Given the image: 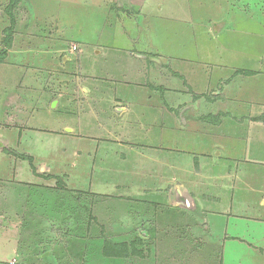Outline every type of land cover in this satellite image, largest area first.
Here are the masks:
<instances>
[{
	"label": "crops",
	"instance_id": "obj_1",
	"mask_svg": "<svg viewBox=\"0 0 264 264\" xmlns=\"http://www.w3.org/2000/svg\"><path fill=\"white\" fill-rule=\"evenodd\" d=\"M43 1L36 0L42 8ZM53 1L39 13L44 30L33 25L20 42V2L14 7L0 62V108L14 111L3 120L0 109V131L9 134L4 143L0 137V154L30 164L32 151L62 157L31 167L38 183L24 185L30 234L42 228L35 223L48 201L74 232L57 245L60 260L45 251L30 263L230 264L229 255L244 253L248 264H264V49L246 44L264 46V0ZM210 25L214 36L232 35L236 49L232 42L199 49ZM183 35L192 40L187 52L173 47ZM74 57L92 78L89 88L65 86ZM17 68L24 89L16 90ZM27 125L45 145L19 155L9 146Z\"/></svg>",
	"mask_w": 264,
	"mask_h": 264
},
{
	"label": "rangeland",
	"instance_id": "obj_2",
	"mask_svg": "<svg viewBox=\"0 0 264 264\" xmlns=\"http://www.w3.org/2000/svg\"><path fill=\"white\" fill-rule=\"evenodd\" d=\"M0 25H4L5 29H7L10 25V17L8 16L9 14V2L10 0H0ZM41 3V1H39ZM54 1L53 0H44L43 1V8L40 7V5L37 4L36 0H22L20 2V6H18L14 12V16L16 19V22L18 21L20 24L18 25L16 29V37L19 39V42L21 39L25 37H29L28 35L32 34L34 31V26L37 27V31H34L35 33H39V30L43 29L44 30V20L43 18L39 15L40 10L42 8V12L45 10H49L50 8L54 9ZM42 4V3H41ZM245 16H252L250 14H246ZM34 25V26H33ZM211 26V25H210ZM209 26V33H210V38L208 41L202 42V38L199 40L198 45L199 49L205 48L209 51L212 50H217L220 46L225 45L224 47L227 46L228 42H232V47L231 50L233 51L236 49V43L233 42V36H214L212 33V26ZM2 29L4 31L5 29ZM160 31V30H159ZM33 32V34H34ZM45 32L50 33L49 36L51 37L52 34H54V30L45 28ZM168 32L163 30V33ZM189 35V33L185 30H180L179 35L184 34ZM228 34H231V31L227 32ZM188 39V41H187ZM178 43L175 49L181 50L179 52H187L185 49L190 47L192 45V40H190L189 37L185 39V36H179L178 38ZM238 43L242 44L244 40L239 39L237 40ZM189 42V45L187 44ZM246 44H249L252 48L256 49H264V46L260 45L257 43L255 40H246ZM166 44V43H162ZM168 44V43H167ZM194 44V43H193ZM196 47V45H194ZM3 48V46H1ZM22 46H17V50L21 51ZM69 48L71 52L74 54V56H77V47L75 46H70ZM152 48V47H150ZM161 48L164 52L167 53H173L175 50L169 45H162ZM247 48V45H246ZM66 53H69L66 50ZM90 59L88 57V60L90 62ZM21 61V60H19ZM75 65H76V70H69L67 69L66 72V77H65V86H72V85H81V86H87L89 88L93 81L91 80L89 76H86V74H80L78 70V65L80 63V59H77L74 57ZM23 62V61H22ZM21 62V64H23ZM17 65V64H16ZM74 67V66H73ZM27 68V66H26ZM26 68L23 67L25 70ZM17 73L15 72V84L18 86L16 90L21 89L23 85L26 86V80H25V75L18 74L19 68ZM29 69V68H28ZM15 71V70H14ZM75 78V79H74ZM56 82L50 81V86L56 85ZM23 88V87H22ZM24 89V88H23ZM26 89V88H25ZM18 91H16L17 93ZM2 101V97H0V102ZM12 107V106H11ZM10 107V108H11ZM1 112L3 111V108H0ZM13 110L7 108V111H3L1 118L6 119V113L8 114H13ZM27 119H24V124L27 123ZM6 131H0V137L1 141L4 143L6 141L4 136L9 137V134L5 133ZM43 136L42 134L36 132L35 130L29 129V125H27V128L21 129V131H18L15 133L14 138L12 139V144L9 146V148L13 151H15L16 154L22 155L23 153L29 155L30 150H40L41 148L43 149L45 143L43 142ZM9 141V139H8ZM7 141V142H8ZM10 142V141H9ZM11 144V143H10ZM2 147H0V150ZM33 162L30 164L28 160H23L20 158H17L15 156L12 157H7L8 155L6 154H0V178L6 179L9 181L14 180V183L19 182L23 183L20 186H16L9 183L5 180H0V230L1 233L0 235L4 238H0V257L6 258L7 262L12 261V263H4L0 262V264H33L31 262V257L33 254H38L40 255V258L44 256L43 253L45 251H51V254H53V258L55 260L59 259V254L58 250L61 249L62 247L59 248L60 246H57L59 243H64V241H68V239L72 238L74 235V232H71V229L68 228L71 225V221L67 220L68 218L65 217L63 220L62 218H58L57 215V207H54L52 204L53 202L48 201L45 206L46 211L44 214H39L37 215L38 222L35 224L39 225L42 228H37L36 231H34V236L30 234L32 232V221H31V216L29 214V209L30 205L29 203V197L32 199L31 194L29 193V186H24L26 184H34L38 183L36 179L32 176V170L31 167L34 166L38 169H40V166L43 165L44 162L50 167L55 161L58 159H61L62 157H56L55 156H50L48 158H43L42 155H40V152L37 151H32L31 152ZM24 186V187H23ZM31 190V188H30ZM14 196V197H13ZM21 201V202H20ZM16 206V208H15ZM44 208V207H43ZM254 208H248L247 212H245L244 216L246 217H251L252 215L250 214V211H252ZM16 210V213L14 216H11L10 213ZM10 213H9V212ZM32 213V212H30ZM32 214H36L33 212ZM249 219V218H246ZM82 225L88 226V222H81ZM236 224L239 225V228L243 227L242 225H249L248 223L240 222ZM32 227V228H31ZM243 230V229H242ZM47 232L51 233L53 235V238H48ZM230 233V232H229ZM30 234V236H29ZM242 235H245L243 233ZM247 236V235H245ZM244 239L251 241L250 238L244 237ZM8 241V244L6 243ZM103 241H107L104 239ZM109 242V241H108ZM13 250L17 253L19 256L16 260L15 256L13 253H10L11 246ZM105 247L107 248V245L105 244ZM40 251V252H39ZM39 258V259H40ZM240 259H242V262L244 264H248L246 262V256L244 253L242 255H237L231 254L227 257V263L229 262L230 264H238ZM60 260V259H59ZM16 261V262H15ZM39 264H46L45 262L42 263V260H39ZM48 264V263H47ZM56 264H66V263H59L57 262ZM70 264V263H69Z\"/></svg>",
	"mask_w": 264,
	"mask_h": 264
},
{
	"label": "trees",
	"instance_id": "obj_3",
	"mask_svg": "<svg viewBox=\"0 0 264 264\" xmlns=\"http://www.w3.org/2000/svg\"><path fill=\"white\" fill-rule=\"evenodd\" d=\"M20 1L21 0H10V2H9V7H8L9 8V11H8L9 14H8V16L10 17V25L7 29H5L3 31V39H2V43H1L3 48L0 51V62L3 61V59L6 55L7 49L10 47V44H11V39H12V35H13V28H14V24H15V20H14L12 12H13L14 7ZM28 161H29V159H28ZM116 252H117V254H116L117 256H121L122 255V246H118V248H116Z\"/></svg>",
	"mask_w": 264,
	"mask_h": 264
}]
</instances>
